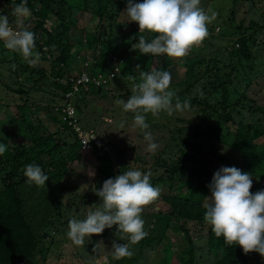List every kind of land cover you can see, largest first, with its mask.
I'll list each match as a JSON object with an SVG mask.
<instances>
[{
    "label": "trees",
    "instance_id": "1",
    "mask_svg": "<svg viewBox=\"0 0 264 264\" xmlns=\"http://www.w3.org/2000/svg\"><path fill=\"white\" fill-rule=\"evenodd\" d=\"M81 1L82 5L78 7L71 6L66 0H27V7L35 17L33 25L29 29L35 33L37 51L43 52L41 47L44 46L46 52L43 54L47 53L51 59L49 71L47 74L45 71L22 62L16 58L15 53H11L6 59L0 51V67H8L7 70L14 78L15 88L12 89L6 82L1 81V76L0 86L15 95L27 96L30 91L41 89L37 86L38 84H45L51 80L50 85L59 91V101L62 99L64 103H67L75 99V102L71 101L70 103L75 107L74 117L78 116L77 98L79 96L63 97L65 92L71 91L70 83L61 85L57 79L53 80L62 77L63 73L85 61L82 57L78 58L72 54L71 49L74 46L77 49V55L83 51L89 52V60L93 63L88 65L85 73H82L88 77H85L87 80L84 83L78 85L79 93L73 92L75 95L87 92L92 95H100L101 90L107 94L105 90H108L110 85L113 88L124 89L122 93L116 94H131L134 82L129 80V75L137 77L136 82H139V72L136 70V66L139 65L140 70L145 71L150 62L157 57L161 63L155 68L168 71L171 78L175 80H171L170 89H176V95L181 101L185 98L189 99L191 109L192 105L198 109L195 111L198 114L196 121L188 119L185 123L182 122L183 125L177 127L176 130L174 128V130L167 131L170 138L161 139V144L155 153L148 155L151 162L136 159L137 163L148 164L152 169H161L166 175L165 179L150 178V183L153 186L159 184L158 187H164L163 189L166 191H161L159 197L167 204L169 211L167 214L145 215L146 219H143L145 221L144 231L147 235L138 242L139 249L133 250L131 258L117 260L110 256L108 264H139L141 249L163 244V242L161 243L163 230L171 220L177 223V227L183 234L182 244L177 246V251L174 254H171L169 252L171 243L169 240H165L162 247L164 255L158 264H172V256L177 264H196L199 261V258L195 259L192 238L187 230L181 228L184 226L183 222L201 227L199 229L205 235L208 252L212 255L211 261L206 260L207 264H250L256 254L261 257L257 252L244 254L239 246L226 245L223 238H217L210 225L203 220L205 206L209 202L206 197L210 196V191L208 181L202 178L197 169L199 163L206 165L209 171L213 160L217 162L222 159L226 163L233 161L234 167L251 174L252 193L264 190V123L255 119H249L247 123L241 120L234 121L226 107L230 106V103H227L225 86V82H228L232 73H238L240 69H243L242 65L257 57L256 52H251L250 47L258 44L255 40L258 31L264 33V20L260 26L257 25V22L251 21L244 25L243 18L234 19V10L229 11L226 17L227 10L223 11L221 7H206L205 3L200 0L201 8H207L204 9L205 11L209 9L215 11L217 21L229 23V29L231 26L233 27L228 33L229 37L233 39L229 52L227 51L231 59L227 64H223L221 59L216 57L194 59L191 56H185L183 62L177 64L166 55H141L135 48L134 44L137 43L140 35L151 40L155 34L139 33L138 25L135 22H129L125 12L127 0ZM140 1L143 2V0ZM140 1L133 0L134 3H141ZM232 1L234 4L236 1L244 0ZM19 2L20 0H3L0 13L7 15L10 17L9 21L14 22L16 19L12 15V8ZM66 3L74 9L75 13L90 12L91 18H97V24L93 26V29L83 30L81 37L76 36L75 26H73L76 18L67 10H65L67 15L65 17L59 16L55 10V14L59 17V24L55 28L51 26L47 29L44 23L54 10L51 8L64 7ZM35 6L37 9L33 12ZM216 22L211 23L212 27L216 26ZM126 28L127 31L120 32L121 29L125 30ZM208 29L211 31L213 28L208 27ZM69 32L72 33L71 38ZM77 59L80 60L77 61ZM177 65L183 67L179 78L175 72ZM222 66H226L228 71L221 76L218 73ZM80 68L83 69L79 67L76 71L79 72ZM101 73L110 76L107 77L108 80H105V84L101 85L102 87H96L94 82L97 80L98 74ZM221 77L225 81L219 91L217 86L220 85L218 82ZM204 78L206 80L202 81ZM237 80L244 81V77ZM26 85L28 87H24ZM83 85L87 86L85 92L82 89ZM246 85L249 86L247 83ZM195 90L197 91L195 92ZM216 92L220 94V101L212 105L205 101L208 96H205L204 100L201 98L203 95H200ZM185 94L189 96H184ZM191 94L199 95L191 97ZM238 94H240L238 95L240 101L245 102V92L241 91ZM112 97L116 98L118 95ZM63 105L57 110L61 111ZM242 107L241 103L235 111H239ZM219 108L222 109L220 112ZM0 111L3 114L9 113L8 117L4 116L3 118L5 124L0 125V143L7 144L5 153L0 155V264H46L50 248L56 245V237L63 234L71 213L81 207L82 209L76 217L80 219V216L86 215L87 208L98 206L100 199L96 194H86L89 188L84 190L71 185L70 179L74 175H78L73 170V164L79 162L81 157L76 135L72 131L71 134L70 129L66 128V123L73 121V117L69 118L62 112L60 116L54 112L53 115L51 106L42 107L35 103L29 104L26 100L21 104L0 106ZM42 111H44V118H49L53 123L54 132L48 133L44 130L45 126L38 118ZM43 130L44 132H40ZM10 138L15 143L18 141V144L12 146L8 142ZM217 143L225 150L220 151ZM201 144L206 145L205 147L209 150L210 158L207 161L203 155L198 159L194 158L195 146ZM91 151V157L93 156L98 162L94 166L96 176L103 175L107 180L114 178L120 172L129 170L123 163V156L119 155L112 160L113 155L110 156L108 152L102 151L97 144L92 145ZM224 153L226 155H223ZM28 164L40 166L49 176L45 187H38L27 182L23 170ZM141 166L138 165L136 168L144 172V168ZM260 182L262 186H259ZM171 189L172 193L169 194ZM66 192L69 193L64 199ZM85 205L92 207H85ZM66 214L69 215L64 220L62 217ZM108 232L113 240L121 236L116 232L115 225L111 229L106 228L103 231L104 234ZM201 234L200 232L195 236L198 238L201 237ZM127 241L125 238L121 243H128ZM263 258L261 257L259 260ZM256 264H259V261Z\"/></svg>",
    "mask_w": 264,
    "mask_h": 264
},
{
    "label": "rangeland",
    "instance_id": "2",
    "mask_svg": "<svg viewBox=\"0 0 264 264\" xmlns=\"http://www.w3.org/2000/svg\"><path fill=\"white\" fill-rule=\"evenodd\" d=\"M71 6H80L82 5L81 0H66ZM88 1V0H86ZM85 1V2H86ZM140 1V0H139ZM205 3L206 7L209 6L211 8L221 7L223 11H226V17L229 14V11L234 10L235 16L234 19L239 20L240 18L244 19V25L248 21L257 22V25H262L264 20V0H244V1H236L233 4L232 0H201ZM212 1V2H211ZM141 2V1H140ZM211 2V3H210ZM210 3V4H209ZM3 6V0H0V10ZM81 8V7H80ZM37 9V6L33 9V12ZM51 9L52 12L48 15L44 25L47 29L51 26L54 28L59 24V17L55 14L57 11L59 16L65 17V10L71 13L75 18V22L73 26H75V35L80 36L82 31L92 30L93 26L97 24V18L92 17L90 12H78L75 13L72 7L66 3L64 7L55 6ZM207 9V8H204ZM56 10V11H55ZM80 10V9H79ZM1 14V13H0ZM4 15V14H3ZM34 14L27 18H25V24L29 28L33 25L34 21ZM10 19V17H9ZM16 19V18H15ZM217 17L212 22H216ZM10 26L15 28L16 20L9 21ZM211 23L208 25L209 28H213L209 31V36L200 44L199 46L193 47L188 55L194 59H209L216 57L217 59H221L223 64H227L228 60L231 59L228 56V50L230 49V45L232 43V38L229 37V30L233 29L231 26L229 29V23H224L223 21H217L215 27H210ZM127 31V28L121 29L120 32ZM264 32V30H263ZM69 37H72V33L69 32ZM81 37V36H80ZM256 42L258 43L256 46L250 47L251 52H256L257 57L252 59L249 63H245L243 69L238 68L239 72L232 73L230 79L226 83V91H227V103H230V106H226L228 108V112L231 114L234 121H243L245 123L249 122V119H255L261 123H264V33L262 31H258L256 37ZM235 46V45H234ZM236 47V46H235ZM37 51V49H35ZM0 51L3 53L4 58L8 59L11 52L3 47V44L0 43ZM41 51L44 53L46 52L45 47H41ZM228 51V52H227ZM39 52V51H38ZM43 52L41 54V60L35 66L36 69H40L45 71L46 73L49 71L51 59L48 57L47 53L44 55ZM72 54H75L78 58H83L85 61L83 63H78L79 65L75 68L69 69L66 73H63V76L60 78H54L53 80L56 81L61 85L66 83H70L71 91H67L63 94L64 98H69L71 96H79L77 98V106H78V116L74 117L75 114V107L72 106L70 103L71 101L75 102V99L70 100L67 103H64L62 99L58 100L59 91L55 90L52 85H50V81L45 84H38L41 89L39 91H30L27 96L24 95H15L10 91L4 89V87L0 86V106H12L15 104H21L22 101H27L29 104L35 103L42 107L51 106L55 114L61 115V111H58L57 108L61 107L65 108L66 105H70L73 108V112L69 111L72 114L73 121L75 126L79 129L82 133H87L88 138L89 135H92L95 140L91 142L90 148L81 149L79 146V153L81 155L79 162H75L73 164V170L78 175H74L73 178L70 179L72 181L71 185L74 187L86 190L89 188V191L86 194L93 195L95 194L96 190L99 188L98 186L102 187L103 182L105 181V177L103 175L96 176L94 166L98 164L97 160L93 158L92 155V145L95 146L97 144L101 147L102 151L108 152L109 155H113L112 160L116 159L119 155L124 157L123 163L129 169H135L138 165L141 166L142 164L137 163L136 159H142L144 161L151 162L150 158L148 157L151 152L147 151V142L144 140L143 131L139 128L133 127V116L134 114L131 112H125L121 105L116 103L117 99H123L125 102L129 98L131 94H116L122 93L124 89H117L113 88L111 85L109 86L108 90H105L107 94H104V90H101L100 95H92L91 93L85 94H77L75 95L73 92L79 93L78 85L84 83L85 77H88L86 74L82 75V73L86 72V68L88 65L93 64L89 60L90 53L89 52H80L78 55L76 54L77 49L73 46L71 49ZM16 58L20 59L24 62L19 54ZM173 62H177V64L183 62V58L175 59L172 58ZM80 59H77V61ZM26 63V62H25ZM160 59L158 60L157 57L150 64L146 67V71L151 70L153 67L159 65ZM82 67L83 69H78ZM0 76L1 81L3 80L6 84L9 85L10 88L14 89L15 85L13 83L14 78L11 75V72L7 70L8 67L3 66L0 67ZM10 69V68H9ZM183 70V67H175V72L177 77L179 78L180 72ZM228 69L226 66H222L219 70L221 76L227 73ZM48 74V73H47ZM110 75L106 73L98 74L97 80H95L94 85L97 87H102L101 85L108 80L107 77ZM241 77H244V81L240 80ZM239 78L240 81L237 79ZM21 79V77H20ZM50 79V77H49ZM247 79V81H245ZM172 81H175L171 78ZM204 78L202 81H205ZM225 79L221 77L220 85L217 86L218 90L221 91V87L223 86ZM246 83L249 85L247 86ZM105 84V83H104ZM24 87H28L27 85ZM27 89V88H26ZM83 91L87 90V86H82ZM199 89V88H198ZM129 90H131L129 88ZM174 90L176 93V89ZM197 90H195L196 92ZM241 91L245 92V102L240 101V97H238V93ZM57 92V93H56ZM104 94V97L102 96ZM200 93V91H199ZM57 94V95H56ZM118 95V97L113 98L112 96ZM199 95V94H191L190 96ZM204 99L205 96L208 98L205 100L206 103L215 104L216 102L220 101V94L210 93V94H200ZM184 96H189L185 94ZM52 98V100H51ZM69 103V104H68ZM242 103L243 107L239 111H235L237 106ZM9 110V109H8ZM70 110V108H69ZM197 107L192 105V109L184 111V112H173L169 115L167 112H161L156 116L151 114H147L146 122L150 125L148 131L154 137V142L158 145L161 144L160 140L164 139L167 140L170 138L168 135L169 130H176L177 127H181L186 120L192 119L196 121L198 114L195 113L197 111ZM222 109L219 108L218 111L220 112ZM38 115V118L42 125L45 126V131L48 133L54 132L55 128L53 127V123L50 121L49 118H44L43 113ZM53 113V115H54ZM9 113L3 114L0 111V125L5 124L3 121L4 116L8 117ZM75 118V119H74ZM181 120V121H180ZM183 122V123H182ZM121 123L124 124V128L121 129ZM165 127V128H164ZM40 131V132H44ZM72 129L70 130V132ZM73 132V131H72ZM71 132V134H72ZM74 134V132H73ZM9 135V134H5ZM10 136V135H9ZM161 136V138H159ZM102 140V141H101ZM8 142L14 146L18 144V141L15 143L12 138L8 139ZM99 142V143H98ZM206 145L201 144L200 146H195V155L194 158L198 159L199 157H203L207 161L210 158L209 150L205 147ZM219 150H225L220 144L217 143ZM116 155V157H114ZM203 155V156H202ZM223 155H226L225 153ZM91 158V159H90ZM232 162L226 163L220 159L219 161L215 162L212 161V167L207 169L206 165H202L199 163L198 172L202 175V178L207 180L210 184L212 180V176L215 171L223 167H233ZM141 167L144 168V172H151V179L152 178H166V175L160 169H152L150 165H142ZM238 168V167H236ZM138 169V168H136ZM139 170V169H138ZM142 171V170H141ZM143 172V171H142ZM181 177V176H180ZM186 177V176H185ZM188 178V177H186ZM167 183V182H165ZM157 186H160L159 184ZM259 186H262L261 182ZM100 187V188H101ZM164 187H159L160 193L161 191L165 192L166 190L163 189ZM163 189V190H161ZM258 191V190H257ZM256 191V192H257ZM69 192H66L64 195V199L68 196ZM169 194L172 193V189L168 192ZM160 196V195H159ZM69 202V201H68ZM85 207H92L91 205H85ZM97 207V206H96ZM96 207L87 208L86 214L89 210H95ZM81 207L77 208V211H73L71 213L70 219L76 218L79 215V211H81ZM67 211V210H66ZM169 208L165 202L158 197L153 203L146 206L142 212V219H146L145 215L147 214H167ZM68 213V212H66ZM69 214H66L62 218H65ZM86 216V215H85ZM85 216L81 217L80 219H84ZM63 220V221H64ZM184 228L188 231V234L192 238L194 251H195V259L199 258V261L196 264H207L206 260L211 261L212 255L208 252V246L205 244V235L199 229L198 225H192L191 223H184ZM63 234H59L57 238L56 245L50 248L49 256L47 257L46 264H108L109 257L112 255V244L117 243L121 244L122 239H112L110 233H102L101 235H93L90 237V240L86 237L85 238V246L81 248H77V246L73 245L72 242L67 238V226L64 228ZM202 233L201 237H196L195 235L198 233ZM183 234L180 232V228L177 227V223L173 220L169 221L167 226L164 227L163 234H162V241L163 244L157 246H150L149 248L141 249V253L139 256V264H158L161 257L164 255L162 247L165 244V240H169L171 246L169 247V252L174 254L177 251V246L182 244L181 237ZM102 242V245H97V243ZM182 247V246H181ZM135 249H139V243L131 244L130 250L133 251ZM261 257L256 254L255 259L250 261V264H256L259 261V264H264V258L262 260ZM171 263L177 264L174 257H171Z\"/></svg>",
    "mask_w": 264,
    "mask_h": 264
},
{
    "label": "clouds",
    "instance_id": "3",
    "mask_svg": "<svg viewBox=\"0 0 264 264\" xmlns=\"http://www.w3.org/2000/svg\"><path fill=\"white\" fill-rule=\"evenodd\" d=\"M125 12L129 22L138 25L139 33L155 34L151 40L139 36L134 45L141 55H166L175 59L185 57L193 47L202 44L209 36L208 25L217 15L211 9L201 8L200 0H143L141 3L127 0ZM12 15L16 18L15 28L10 26L7 15L0 14V43L35 67L41 54L35 50V33L25 24V18L31 15L27 0L15 4ZM136 70L139 82H136L137 77L129 75V80L134 82L131 95L126 102L117 99L116 103L125 112L134 114L133 127L143 131L147 151L155 153L159 145L148 131L147 114L184 112L190 110V102L187 98L181 101L175 91L170 90L171 74L168 71L153 67L145 72L139 65ZM120 128H124L123 123ZM6 149L7 144L0 143V155ZM23 174L29 184L38 187H45L49 179L36 164L26 165ZM151 175L150 171L129 169L105 180L95 192L100 199L99 205L95 210H89L84 219L68 221L67 238L73 245L83 247L86 237L90 240L91 236L101 235L106 228L115 225L120 239L126 238L128 243H113L112 255L117 260L131 258L130 245L137 244L147 235L142 212L160 195L159 187L150 183ZM252 184L251 174L234 166H222L215 171L208 185L210 196L206 197L209 202L203 220L226 245L239 246L244 254L257 252L264 257V190L252 193Z\"/></svg>",
    "mask_w": 264,
    "mask_h": 264
},
{
    "label": "built area",
    "instance_id": "4",
    "mask_svg": "<svg viewBox=\"0 0 264 264\" xmlns=\"http://www.w3.org/2000/svg\"><path fill=\"white\" fill-rule=\"evenodd\" d=\"M86 80L87 79L85 78L84 82ZM69 108H70V110H69ZM69 111H72L73 112V108L70 107V105H66L65 108H62L61 109V112L63 114L65 113V115L70 118V117H72V114H70ZM66 126L68 128H70V130L72 129V131L76 135L78 144H79V146H80L81 149L90 148L91 142H93L95 140V138L92 135H89V138H88V134L87 133L80 132L79 129L75 126L74 121H68L66 123Z\"/></svg>",
    "mask_w": 264,
    "mask_h": 264
},
{
    "label": "crops",
    "instance_id": "5",
    "mask_svg": "<svg viewBox=\"0 0 264 264\" xmlns=\"http://www.w3.org/2000/svg\"><path fill=\"white\" fill-rule=\"evenodd\" d=\"M91 237H93V236H91ZM77 248H81V247H78V246H77Z\"/></svg>",
    "mask_w": 264,
    "mask_h": 264
}]
</instances>
